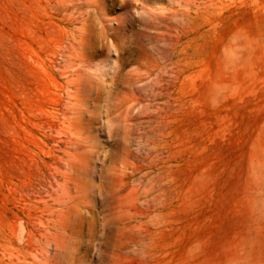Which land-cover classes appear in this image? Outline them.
<instances>
[{"label": "rangeland", "instance_id": "rangeland-1", "mask_svg": "<svg viewBox=\"0 0 264 264\" xmlns=\"http://www.w3.org/2000/svg\"><path fill=\"white\" fill-rule=\"evenodd\" d=\"M0 264H264V0H0Z\"/></svg>", "mask_w": 264, "mask_h": 264}]
</instances>
